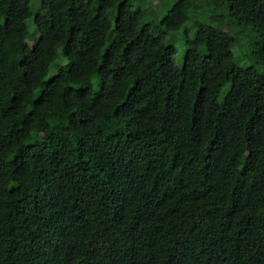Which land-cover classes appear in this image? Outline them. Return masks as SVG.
Segmentation results:
<instances>
[{
	"label": "trees",
	"instance_id": "obj_1",
	"mask_svg": "<svg viewBox=\"0 0 264 264\" xmlns=\"http://www.w3.org/2000/svg\"><path fill=\"white\" fill-rule=\"evenodd\" d=\"M155 1L0 0V264H264V0Z\"/></svg>",
	"mask_w": 264,
	"mask_h": 264
},
{
	"label": "rangeland",
	"instance_id": "obj_2",
	"mask_svg": "<svg viewBox=\"0 0 264 264\" xmlns=\"http://www.w3.org/2000/svg\"><path fill=\"white\" fill-rule=\"evenodd\" d=\"M175 0H156L155 5L153 8L150 9L149 13L146 15L145 19L150 21L152 24L160 25L161 18L166 13L167 8L171 6V4ZM41 5V0H31L32 9L36 12ZM206 12L195 11L192 12L191 19L186 23V25L177 33L170 32L167 40L166 45L174 50V58L178 65L182 66L185 60V53L187 43L186 40L188 38H193L196 34L197 27L194 23L195 20H206L204 17ZM29 23V32L27 35V42L31 47H34L37 41V37L39 36V32L35 30L33 18L31 17L28 21ZM220 31L224 32L225 34L234 36L236 38V45L234 46V56L235 59L240 62L243 66H249L254 64V61L251 60L248 56L249 48L247 46V40L245 37V28L237 23L234 18H223L215 23ZM63 53V52H62ZM64 54V53H63ZM60 54L56 60V64L50 69V72L47 75V78L51 77L52 74L56 73L57 71V63H59V68L61 70H65L66 66L69 64L68 59L65 55ZM256 69L260 73H264V65L256 64ZM99 88V83L97 80L94 79L93 89L96 90ZM221 98L223 97V92L221 93Z\"/></svg>",
	"mask_w": 264,
	"mask_h": 264
}]
</instances>
